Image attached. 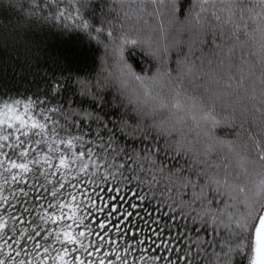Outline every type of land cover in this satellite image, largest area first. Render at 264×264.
I'll list each match as a JSON object with an SVG mask.
<instances>
[{"label":"snow or ice","instance_id":"obj_1","mask_svg":"<svg viewBox=\"0 0 264 264\" xmlns=\"http://www.w3.org/2000/svg\"><path fill=\"white\" fill-rule=\"evenodd\" d=\"M0 264H264V0H0Z\"/></svg>","mask_w":264,"mask_h":264},{"label":"trees","instance_id":"obj_2","mask_svg":"<svg viewBox=\"0 0 264 264\" xmlns=\"http://www.w3.org/2000/svg\"><path fill=\"white\" fill-rule=\"evenodd\" d=\"M45 33H48L46 41L49 51L66 58L73 76L77 73L94 75L100 71V58L103 55V49L95 42H90L86 36L76 32L60 33L56 29L48 32V29L45 28L43 32H40V35L43 37Z\"/></svg>","mask_w":264,"mask_h":264}]
</instances>
